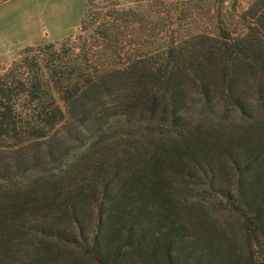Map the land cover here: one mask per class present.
Returning <instances> with one entry per match:
<instances>
[{"label":"trees","instance_id":"obj_1","mask_svg":"<svg viewBox=\"0 0 264 264\" xmlns=\"http://www.w3.org/2000/svg\"><path fill=\"white\" fill-rule=\"evenodd\" d=\"M223 1L87 0L2 69L0 264H264V0Z\"/></svg>","mask_w":264,"mask_h":264},{"label":"rangeland","instance_id":"obj_2","mask_svg":"<svg viewBox=\"0 0 264 264\" xmlns=\"http://www.w3.org/2000/svg\"><path fill=\"white\" fill-rule=\"evenodd\" d=\"M92 5L102 6V0H92ZM161 9L168 7L172 0H159ZM204 1V0H200ZM213 1V0H211ZM252 0H224L221 3V17L228 30L239 28L237 15L243 12ZM87 0H0V72L26 48L69 40L80 34L79 27L86 9ZM235 3V10L231 7ZM143 5V4H142ZM199 19L191 29L211 24ZM93 28L81 35L91 34ZM34 245L28 240L19 250L21 258H29Z\"/></svg>","mask_w":264,"mask_h":264},{"label":"crops","instance_id":"obj_3","mask_svg":"<svg viewBox=\"0 0 264 264\" xmlns=\"http://www.w3.org/2000/svg\"><path fill=\"white\" fill-rule=\"evenodd\" d=\"M250 1V0H247V2Z\"/></svg>","mask_w":264,"mask_h":264}]
</instances>
